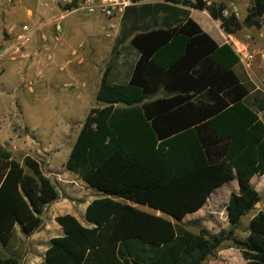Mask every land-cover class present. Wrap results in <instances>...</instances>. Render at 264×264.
<instances>
[{
	"label": "trees",
	"instance_id": "obj_1",
	"mask_svg": "<svg viewBox=\"0 0 264 264\" xmlns=\"http://www.w3.org/2000/svg\"><path fill=\"white\" fill-rule=\"evenodd\" d=\"M75 6V3L66 7ZM206 10L226 34L260 28L264 0H251L242 20L222 1L131 0L93 106L65 162L102 192L86 207L82 225L69 213L56 216L63 235L50 239L37 264H206L218 250L235 247L243 264H264V209L251 217L248 235L235 234L259 193L253 175L264 174V92L233 67L239 57L217 44L190 17ZM128 43L135 52L121 81L110 78ZM174 92L145 101L159 87ZM237 179L226 203L230 227L197 231L182 219L197 211L218 186ZM58 195L40 162L22 161L0 145V264H20L4 248L18 224L24 235L40 227L44 208ZM120 199L146 205V211Z\"/></svg>",
	"mask_w": 264,
	"mask_h": 264
},
{
	"label": "rangeland",
	"instance_id": "obj_2",
	"mask_svg": "<svg viewBox=\"0 0 264 264\" xmlns=\"http://www.w3.org/2000/svg\"><path fill=\"white\" fill-rule=\"evenodd\" d=\"M91 1L0 0V20L21 11L22 21L28 25L15 35L5 31L6 27H0V43L5 41L6 44L0 46V54L3 53L0 62H10L18 67L16 72L4 77L6 81L0 87V144L20 162L29 153L39 160L45 173L52 170L50 177L59 180L68 155L65 150L74 141L88 110L98 106L95 93L102 71L110 62L122 21L120 15L109 17L99 11L90 12L86 6ZM123 1L131 3V0ZM215 1L224 2L226 13L235 12L240 20L251 3V0ZM72 3L75 6L66 7ZM26 12L31 13L32 18H27ZM191 16L198 21L203 14L196 9L192 10ZM235 37L255 53L246 70L251 80L264 91V17L260 28L243 26ZM124 46L118 48L121 52L111 73V78L116 81L124 78L133 57ZM253 185L259 193L254 208L262 209L264 176L255 177ZM214 199L217 210L204 209L201 211L203 218L187 215L183 223L195 231L199 227L213 228L216 224L221 230H227L230 227L224 209L227 196H214ZM253 209L240 218L235 228L237 237L245 236L244 228ZM226 244L223 243L221 249H226ZM210 260L215 264L243 262L237 248L223 253L222 257L216 254L206 264Z\"/></svg>",
	"mask_w": 264,
	"mask_h": 264
},
{
	"label": "crops",
	"instance_id": "obj_3",
	"mask_svg": "<svg viewBox=\"0 0 264 264\" xmlns=\"http://www.w3.org/2000/svg\"><path fill=\"white\" fill-rule=\"evenodd\" d=\"M34 1L35 2L36 1L41 2V0H34ZM43 1H45V0H43ZM207 1L210 2L212 0H207ZM213 1H215V0H213ZM140 2H142V1L140 0ZM153 2H155V1H153ZM189 10H190V17L217 44L228 43V44H230V46L232 48H233V45L236 44V42L244 45V43H242L241 41L236 39L235 36L237 33L226 34L221 29L219 21L213 19L208 14V12L206 10H200L201 13L203 14V17L198 18V21H196L191 16L192 10H196V9L189 8ZM20 13H21V11H16V13L10 14L7 17H4L3 19H1L0 20V27H2V26L6 27V29H4V30L7 31L8 33L10 32L11 34H14V35L21 32L23 27L28 26V25L26 23H24V21H22V17H21ZM122 13L120 14V17H122ZM25 15L27 18H32L31 13L29 14L26 12ZM23 20H25V19H23ZM33 22L34 21H32V23ZM259 37H261V33H259ZM230 41L232 42V44ZM1 45H6L5 41L0 43V46ZM123 45H125L124 49H126L128 52L132 53V55H133V57L129 60L128 65H130V63L134 62L133 60L135 59L136 52L131 46L127 47V45H128L127 42ZM17 68L18 67L15 64H11L10 62H6V61L0 62V87H1L2 82L5 80L4 77L8 76V74H12L13 72H16ZM6 70L8 72L7 75H5V73H4V71H6ZM127 70H128V68H127ZM233 70L241 78H243L244 75L247 76V78L256 86V88H259L253 82V80H251L252 78H250V76L246 70V67L240 62V60H239V63L233 67ZM126 72H125V74H126ZM124 77H125V75H124ZM100 78H101V76H100ZM110 78H111V76H110ZM123 79H121V80H123ZM121 80H117V81H121ZM112 81H116V80L112 79ZM99 83H100V80H99ZM98 86H99V84H98ZM0 91H1V89H0ZM173 94H174V92L167 91L161 86V87H159L157 92H155L152 95H149L145 101H150V100H154V99L161 98V97H168V96H171ZM1 98H2V96H0V99ZM98 105H99V103H98ZM258 116L264 122V112L259 111ZM80 127H79V129H80ZM79 129H78V131H79ZM77 133L75 135V138L77 136ZM54 135H55V132H54ZM75 138H74V140H75ZM73 142H72V144H73ZM72 144L65 150L66 152H68V155H67L66 159H64V170L60 176L61 180H59V178L50 177V173H52V170L48 171L47 173H45L42 170L44 172V174L47 175L51 179L53 184L55 185L57 192H58V195L52 202H50L48 205H46L42 214L40 215V217H41L40 227L37 230H35L34 232H32L31 234L26 236L21 232L19 225L16 224L15 225V231H14L15 234H14L13 238L10 241V243L4 248V250H8L11 253H15L20 259V264H37V263L41 262L44 258V253L50 244V239L55 237V236L63 235L62 226L56 221V219H55L56 216L69 213L71 215H74L82 225H84L86 227H92L93 226V224L91 222H89L85 219V210H86L87 205L93 199L102 196V192H100L99 190L92 188L89 185H87L80 178V176L77 173L66 169L65 162L69 156ZM26 155L30 156L29 153H26L24 156H26ZM11 157H12V154H11ZM33 158H35V157H33ZM258 176L261 177V176H264V174L263 175H253L251 178L252 185H253V179L255 177H258ZM56 182L59 184L57 185ZM237 190H238L237 179H231V180L223 183L222 185L216 187L209 194L207 201L204 203V205H202L197 211L189 213L187 215L195 214L198 217L203 218L204 214H201L202 213L201 211H203L204 209L209 210L211 207V208H214V210H211L210 212H214L215 210H217V209H215V203H217V202L214 199V196H223L224 194H226L227 200H228L230 192L231 191H237ZM120 200H122V201H124L130 205H133L135 207H138L140 209L150 211V212H155L156 214H160L159 211H154L152 208H149L146 205L133 203L127 199H120ZM227 200H226V203H227ZM226 203L224 205L225 211H226V208H225ZM262 209H264V208H262ZM262 209H255L254 208L253 209L254 211L250 214L249 220L251 219V217H253V215L255 213H257L259 210H262ZM184 218L182 219V222L185 221ZM225 218H227V217L225 216ZM248 224H249V221H248ZM205 228L212 233H216L222 229L221 227H218V224H216L213 228H212V226L205 227ZM244 229H245V233H246L244 237H246L248 235V232H249L248 225ZM234 249H235L234 247H226V249H220V251L218 250L217 254L219 255V257H222L223 253H229L230 251H232ZM0 252H2L1 247H0ZM243 263H244V259H243V262H241V264H243ZM208 264H215V262L210 260L208 262Z\"/></svg>",
	"mask_w": 264,
	"mask_h": 264
},
{
	"label": "built area",
	"instance_id": "obj_4",
	"mask_svg": "<svg viewBox=\"0 0 264 264\" xmlns=\"http://www.w3.org/2000/svg\"><path fill=\"white\" fill-rule=\"evenodd\" d=\"M126 5H128L127 2L123 0H99L97 2L92 0L86 7L90 12L99 11L106 16L112 17L114 15H120L124 11ZM57 28H59V26H57ZM23 29H27V26H24ZM233 49L238 55L240 62L245 67H249L255 58V53L249 51L244 45L240 47L239 45L234 44ZM2 54H0V56Z\"/></svg>",
	"mask_w": 264,
	"mask_h": 264
}]
</instances>
